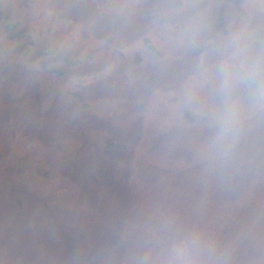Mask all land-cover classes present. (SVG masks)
<instances>
[{
    "label": "trees",
    "instance_id": "16d2710c",
    "mask_svg": "<svg viewBox=\"0 0 264 264\" xmlns=\"http://www.w3.org/2000/svg\"><path fill=\"white\" fill-rule=\"evenodd\" d=\"M31 7L78 33L42 23L27 56L41 69L0 55V264H172L187 240L198 264H264V97L238 90L221 135L216 92L221 65L264 62V26L212 0L158 43L157 8L132 22L101 0Z\"/></svg>",
    "mask_w": 264,
    "mask_h": 264
},
{
    "label": "rangeland",
    "instance_id": "374dc122",
    "mask_svg": "<svg viewBox=\"0 0 264 264\" xmlns=\"http://www.w3.org/2000/svg\"><path fill=\"white\" fill-rule=\"evenodd\" d=\"M48 3L53 4L54 6L57 5L58 9L57 12L59 14H64L68 10H60L61 7L66 6V3L69 2V4L72 2H75V0H45ZM180 2V5L178 8L174 7L173 4ZM0 2H6V6L4 8V15L6 16H13L14 18L18 19L20 24L13 25L11 24V20L5 19V17L0 18V55L4 54L5 50H9L10 52L15 53V56L22 60L25 64H28L33 69H41L38 65L37 61L29 62L27 59V56L29 54V50L31 48V42L32 40L36 39L35 33L39 31L40 27H42V23H44L46 20H52L51 16L48 13H45V16L41 17L40 19L36 21L30 20L28 16H30L32 12L31 2L33 0H0ZM239 2V6L237 7L234 2L226 1V0H220V4H227L230 9H239L242 8L243 11L246 13L252 14L254 16V19L252 20V23L255 24L257 28H262L264 26V0H237ZM8 3L10 4V9L7 8ZM101 3L103 4L104 9L108 12H115V14H119L122 17H127L132 22L134 21L133 17L136 16V10H141L143 7L148 8H157L158 11L164 10L165 14L169 16V20L166 23L155 25L153 28L149 31V38L152 41H157L158 43H164L167 41H180V37H175L176 33L179 31L183 32H192L193 28L189 25H186V22L190 20V18L187 16L189 12L192 10H195L197 8L203 7L201 12H208L213 9L212 7V0H101ZM12 8V9H11ZM130 8V9H129ZM57 14V13H56ZM59 17V16H58ZM31 18V16H30ZM30 20V21H29ZM194 23H203L204 17L202 15H199L196 17V19H193ZM57 22L58 27H62L64 30H70L78 33V28L75 24L70 22L65 23H59L56 19L52 20L51 25H54ZM26 23V24H25ZM20 27H23L26 30V34H17L18 37L12 38V33L10 29H19ZM10 28V29H9ZM8 30V31H6ZM3 31V32H1ZM6 31V32H5ZM27 32H30L31 35H28ZM34 33V34H33ZM66 33V32H64ZM21 34V36H20ZM69 34H65V37H67ZM173 35V37H171ZM30 36V37H29ZM76 36V35H75ZM74 36V37H75ZM170 38V40H169ZM89 38H81L79 39L80 42L87 41ZM89 44L90 47L97 46L99 43L95 41H90ZM10 48H8L9 46ZM6 49H5V47ZM136 46V45H135ZM134 46V47H135ZM132 47V48H134ZM132 50V49H131ZM130 50V51H131ZM129 52V51H127ZM51 65H48L44 67L45 70H48ZM32 72V71H31ZM93 76H87L80 79V81L83 83L88 82L91 80ZM73 83H68L66 86H77V80L72 81ZM99 103H92L88 106L97 105ZM107 104H114V103H108ZM71 116V115H70ZM82 120L79 118V121ZM73 123H70V127L67 129L68 131L72 130L73 128H76L77 125H75V120H71ZM81 124V123H80ZM6 146V145H5ZM8 149V147H6ZM0 150L2 152V147H0Z\"/></svg>",
    "mask_w": 264,
    "mask_h": 264
},
{
    "label": "clouds",
    "instance_id": "9594fccd",
    "mask_svg": "<svg viewBox=\"0 0 264 264\" xmlns=\"http://www.w3.org/2000/svg\"><path fill=\"white\" fill-rule=\"evenodd\" d=\"M216 92L219 97L221 111L219 116L220 134L228 132L234 122L236 93L246 89L264 97V62L253 64L230 65L223 64L217 71ZM172 264H198L195 241H182L173 250Z\"/></svg>",
    "mask_w": 264,
    "mask_h": 264
}]
</instances>
